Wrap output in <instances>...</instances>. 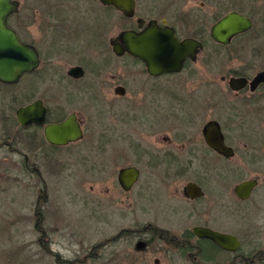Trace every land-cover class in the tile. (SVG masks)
<instances>
[{"label":"flooded vegetation","instance_id":"af4514ba","mask_svg":"<svg viewBox=\"0 0 264 264\" xmlns=\"http://www.w3.org/2000/svg\"><path fill=\"white\" fill-rule=\"evenodd\" d=\"M17 1L18 9L7 16V24L22 42L35 46L40 62L33 70L21 74L16 82L26 74L27 77L36 75L44 55L56 56L63 64L50 76L51 80L54 78L55 89L49 88V92L55 97L39 93L37 76L31 82V98L15 108L16 134L25 146L33 148L47 143L53 148L65 147V160L71 156L86 158L90 152L81 142L93 132L86 119L75 109L67 111L66 105L64 109L51 102L61 96L67 103L72 91L80 90L65 88V79L69 84L82 87L92 97L101 100L103 96L110 112L109 134L106 135L104 126H99L98 133H93L95 136L89 141L94 143L95 175L102 177L109 172L111 187L96 190L90 185L89 191L105 195L112 192L116 198L119 183L128 197L144 172L147 198L156 203L150 205L156 208L155 212L149 206L148 215L142 221L139 237L146 245L161 240L167 247L165 251L177 253L190 264H264V65L260 59L264 41L246 37L257 22L264 28V0H134L131 14L98 0L103 10L115 11L125 19L124 27L108 38L113 54L133 59L143 69L138 78L110 72L94 73V77L87 79L86 69L80 63L71 64L65 74V18L62 23H23L22 2ZM37 9L32 7L33 17H38ZM63 12L65 14V8L61 9L56 3L48 7L47 16ZM231 12L248 17L251 26L228 34L225 39L215 37V25ZM124 29L171 32L179 41L192 38L200 44L196 46L195 58L187 56L180 71L152 74L143 59L128 51L122 54L114 51L112 40ZM89 31L79 26L70 37L75 40L87 36L92 40L94 35ZM200 57L207 66V103L198 104L190 113L185 111L182 117L185 127L166 133L167 90L164 81L157 84L148 79L179 73L188 65L196 64ZM74 65L83 66L84 73L80 76L69 73ZM232 78H243L245 82L240 85L236 81L239 86L233 87ZM0 83L12 84L1 80ZM38 99L46 108L44 122L23 125L17 109ZM0 113L3 122L9 120L1 106ZM71 113L76 115L82 136L65 144L50 142L45 136V125L61 122ZM134 147L142 164L131 161ZM121 160L123 162H119ZM130 166L137 167L139 174L131 188L125 189L119 175ZM186 175L189 178L183 180ZM175 179L180 180L179 185L164 188L166 180ZM172 201L185 213V218L175 228L166 224L161 214L169 212L166 206L173 207ZM122 202H125L123 198ZM125 207L129 209L132 205ZM197 228L205 229L206 235H200ZM123 231L132 233L133 228L125 227L118 234ZM159 260V257L154 258L155 262Z\"/></svg>","mask_w":264,"mask_h":264},{"label":"rangeland","instance_id":"374dc122","mask_svg":"<svg viewBox=\"0 0 264 264\" xmlns=\"http://www.w3.org/2000/svg\"><path fill=\"white\" fill-rule=\"evenodd\" d=\"M21 2L23 23H62L65 18V74L67 68L75 63L84 65L86 79L94 77V73L118 72L134 78L142 73L143 67L139 62L113 54L108 38L124 27L125 19L115 11L103 10L98 0ZM56 3L61 9L65 8V14L48 17V7ZM32 7L39 9L38 17H33ZM260 25L257 22L246 37L264 41V28L261 29ZM79 26L83 30H91L94 38L89 40L86 36L73 40L70 34ZM260 59L264 65V53ZM204 61L200 57L196 64H190L176 74L149 79L142 75L157 84L164 81L167 90L166 133L185 127V119L182 118L185 111L190 113L198 104L207 103V66ZM60 66L63 64L56 56L44 55L36 75L27 77L26 74L23 81L12 84L0 83V106L11 118L5 121V125L0 113V264H190L181 260L177 253L165 251L167 247L161 240L146 245L139 237L148 207L156 204L147 198V176L144 172L128 197L119 183L116 198L112 192L105 195L89 191L90 185H94L96 190L111 187L109 172L106 176L103 173L102 177L95 175L94 143L89 141L98 133L99 126H104L106 135L109 134V106L102 95L101 100L92 97L82 87L69 84L65 79V88L80 90L72 91L67 103L61 96L51 102L64 109L66 105L67 111L75 109L86 119L90 131H93L81 142L90 152L86 158L71 156L65 160V147L53 148L43 143L31 148L18 138L15 108L31 98V82L37 76L39 93L55 97L49 92V88L55 89L54 78L51 80L50 76ZM175 92L177 95L173 96ZM136 152L134 147L131 161L142 164ZM188 178V175L183 176V180ZM165 182V189L180 184L179 179ZM163 200L166 201L165 198ZM171 204L174 208L166 206L169 212L161 214H164V222L175 228L185 218V213L174 201ZM129 205L132 207L127 209L125 206ZM150 209L156 210L152 206ZM125 227L133 228V232L118 234ZM156 257H159V262L154 261Z\"/></svg>","mask_w":264,"mask_h":264},{"label":"water","instance_id":"95a60500","mask_svg":"<svg viewBox=\"0 0 264 264\" xmlns=\"http://www.w3.org/2000/svg\"><path fill=\"white\" fill-rule=\"evenodd\" d=\"M104 4H113L123 12L131 14L134 0H101ZM17 0H0V80L7 83L16 82L21 74L31 71L39 65L40 58L35 46L22 42L14 30L7 24V16L18 9ZM252 22L248 17L231 12L222 18L214 27V35L225 39L228 34L245 30ZM187 38L179 41L171 32L155 33L151 29L136 32L124 29L112 40L113 49L122 54L125 51L143 59L148 71L152 74L180 71L187 56L195 58L196 46L200 43ZM69 73L80 76L84 73L81 65H74ZM259 79L256 78V81ZM242 85L245 79L232 78L233 87ZM46 108L41 100H35L17 109V115L23 125L32 121L43 123ZM46 138L53 143L65 144V141L77 140L82 136V128L76 120L75 113H71L65 120L48 123L44 128ZM205 135L208 133L205 130ZM139 169L135 166L126 167L119 175V180L125 189L131 188L137 180ZM200 235H206V230L197 228Z\"/></svg>","mask_w":264,"mask_h":264}]
</instances>
